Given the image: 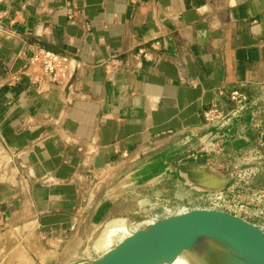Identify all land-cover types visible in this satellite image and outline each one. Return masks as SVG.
I'll use <instances>...</instances> for the list:
<instances>
[{
	"label": "crops",
	"instance_id": "obj_1",
	"mask_svg": "<svg viewBox=\"0 0 264 264\" xmlns=\"http://www.w3.org/2000/svg\"><path fill=\"white\" fill-rule=\"evenodd\" d=\"M155 41L163 47L153 61L141 58ZM34 44L73 62L64 87L40 93L22 75ZM248 83L264 84V0H0V141L18 153L0 179V262L21 264L20 232L35 234L39 246L63 237L89 244L95 236L84 241L80 222L85 180L113 168L155 173L160 149L190 134L183 151L203 144L202 113L219 101L218 90ZM241 115L204 145L208 153L226 144L231 166L180 159L168 189L180 207L162 216L235 190L245 172L238 153L264 135V105ZM120 198L106 199L99 219L105 230L111 225L108 235L122 234L116 245L153 222L133 231L127 213H111Z\"/></svg>",
	"mask_w": 264,
	"mask_h": 264
},
{
	"label": "rangeland",
	"instance_id": "obj_2",
	"mask_svg": "<svg viewBox=\"0 0 264 264\" xmlns=\"http://www.w3.org/2000/svg\"><path fill=\"white\" fill-rule=\"evenodd\" d=\"M234 131L236 132L237 128H235ZM237 136L238 134L236 132V134H233L232 138L234 137V139H236ZM183 148L178 152L172 153L174 155H172L171 160L167 165L170 171H167L166 174L161 173V171H156L153 174L137 171L139 172V179L133 180L132 178H130L133 173H123L119 175V173H115V171H119L116 170V168L108 170L104 174L99 175V177H96L95 171L93 169V173L96 178H94L91 183H89L90 181L86 182L87 180H85V182L83 183L82 192L85 197V205L83 207L82 213H80V217L82 216L80 222H82L83 225L81 234L85 237L84 241L87 240L91 234H93V237L95 236L94 238H92L90 243H79L73 247L74 244H71L69 242L71 239H66L65 237H63L62 242L55 240L52 241V243L49 241H43L39 246L38 243L40 241L35 240V238H37L35 234L32 237L26 238L25 234L19 231V235L22 236L24 241L19 240L18 242V240L16 239L18 249L15 255V259L18 260L21 264H53L56 262H60L59 264H91L94 259L96 260V257L98 255L97 242V247H95L94 245V247L92 248V244L106 231L104 219L102 218L101 220H99L102 217V214L105 213L104 206L107 205H105L104 203L106 202V199H109L112 191H115V187L117 185H121L123 187L122 189L124 190L120 195L121 198L118 200L116 206L111 209V213H127V216L131 222V229L133 231L142 228L144 224L149 221L158 219L163 214L176 210L180 207L179 200L176 197L172 196L170 194V191H168L169 186L173 183L172 171L176 169L178 162L181 161L180 159H183L185 157L188 160H195L193 156H197L199 160H203V157H200L201 155L199 154H201V151L204 150V144H193V147L190 148L191 150L187 148L183 151ZM162 149L166 150L167 148ZM162 149H160L159 151V156L156 155V157H159L158 159H161L163 156H165V154L169 152L167 151L165 152V154H163V152L161 151L164 150ZM243 152L244 151L238 153V160L242 161V166H244V168L248 170L249 174L252 171L254 172L252 178L247 175L246 180H250L251 188L254 191L260 190L264 185V151L258 153V157L261 156V163H256V161H247L249 157ZM256 155L254 154V157H256ZM249 156L251 157L250 154ZM244 171L245 170H243V172ZM126 181H128V183H126ZM164 192H166L167 194L165 195ZM239 196L240 195H238V190L235 189L232 191L230 190V192H224V194L221 195H214L212 196V198L209 197L204 201H209V203H225L228 200L227 202L229 205L242 207L239 204ZM200 202H202L201 197H196L193 199L191 206H194ZM258 206L261 208L257 210L251 209L247 211L257 219L264 221V199L262 203L259 202ZM108 233L101 253H106L105 251H108V249L114 247L117 241L122 240L121 233H119L120 236H118V238L114 236L116 235L115 232H111L109 235ZM70 249H72V252L69 254L68 251ZM32 253L37 254V259L35 261L32 258ZM12 263L13 260L9 262V264Z\"/></svg>",
	"mask_w": 264,
	"mask_h": 264
},
{
	"label": "water",
	"instance_id": "obj_3",
	"mask_svg": "<svg viewBox=\"0 0 264 264\" xmlns=\"http://www.w3.org/2000/svg\"><path fill=\"white\" fill-rule=\"evenodd\" d=\"M188 251L203 264H264V221L238 206L199 203L159 217L91 264H154Z\"/></svg>",
	"mask_w": 264,
	"mask_h": 264
},
{
	"label": "built area",
	"instance_id": "obj_4",
	"mask_svg": "<svg viewBox=\"0 0 264 264\" xmlns=\"http://www.w3.org/2000/svg\"><path fill=\"white\" fill-rule=\"evenodd\" d=\"M70 17L71 13H70ZM163 45L160 41H155L151 44L149 49H141L139 51V56L147 61H153L151 54L155 51H160ZM26 65L22 73L23 76L28 77L35 86V89L40 93L50 92L55 88L64 87L71 79V75L74 69V64L66 56L61 54L51 52L41 47L39 44H34L31 47V51L24 56ZM166 57V55H165ZM113 62L110 63L112 65ZM115 61L114 65H116ZM17 79V76L6 80L10 85H13ZM194 83H189L193 85ZM218 97L220 98L218 102H215L210 108L203 111L202 113V137L201 141L204 145L210 143L211 140L219 138L224 129L227 128L240 114L250 110L252 108H258L264 105V84L262 83H248L240 84L237 86H225L224 88L218 90ZM61 123V120L59 121ZM4 141H0V179L9 169L12 170V166L18 153L12 152L5 145ZM92 144H95L92 142ZM253 147V152L249 153L244 151L243 153L248 155L247 161H256L261 163L258 153L264 150V135L259 139L258 144L251 145ZM242 152V151H241ZM91 153H95L92 149ZM256 157H253V155ZM202 156L214 157L213 154L207 153V151H201ZM195 160L199 158L193 156ZM242 162V161H241ZM245 170L239 178L241 180L246 179V176H252L253 171L248 172L244 167L241 168ZM218 193L216 195H221ZM223 199V198H218ZM228 201V200H227ZM226 201V202H227ZM225 202V203H226ZM243 209L242 207H240ZM92 263V262H91ZM0 264H8L5 261H1ZM12 264H19L18 262H13Z\"/></svg>",
	"mask_w": 264,
	"mask_h": 264
},
{
	"label": "trees",
	"instance_id": "obj_5",
	"mask_svg": "<svg viewBox=\"0 0 264 264\" xmlns=\"http://www.w3.org/2000/svg\"><path fill=\"white\" fill-rule=\"evenodd\" d=\"M247 111L242 113L241 120L242 118H244L245 113H247ZM225 145L226 144H216V146H214V144H212L209 146L208 153L213 154L214 158H209L208 160H205V156H203V160L190 159L189 162L195 164H204L206 166L214 167L216 169H226L228 168V166H231V156L225 153ZM252 176L249 177L252 178ZM238 182L239 184L235 189L238 190V195H240L238 197L240 206H242L246 210L260 209L261 207H259L258 204L259 202L262 203L264 199V185L262 189L254 191L251 188L250 180H241V178H238Z\"/></svg>",
	"mask_w": 264,
	"mask_h": 264
},
{
	"label": "bare ground",
	"instance_id": "obj_6",
	"mask_svg": "<svg viewBox=\"0 0 264 264\" xmlns=\"http://www.w3.org/2000/svg\"><path fill=\"white\" fill-rule=\"evenodd\" d=\"M193 139V135L190 134L188 138H186V140L184 139L182 142H180L179 144H177L174 148H172L171 150H169V152L167 154H165V156H163L159 162L157 163L156 169L154 168L155 171H161V173H165L167 171H170L169 167L167 166L169 161L171 160L172 153L174 152H178L180 149H182L186 143L190 140ZM139 176V172H134L130 178H132L133 180H138ZM126 183H128V181H126ZM123 187L121 185H117L115 187V191H113L111 193L110 196V200L111 201H115L122 193ZM117 223H124V221H120ZM111 228V225L106 229L105 233L98 239L97 241V245L99 248H102L106 242V238H107V233L108 230ZM197 258H195L194 254L191 251H188V253L186 255L180 256L178 257L175 261H169V258L166 255H161L159 256L154 264H203L202 262L196 260Z\"/></svg>",
	"mask_w": 264,
	"mask_h": 264
}]
</instances>
